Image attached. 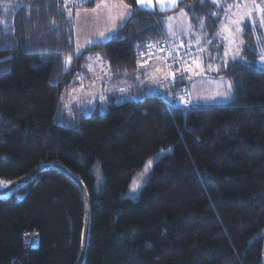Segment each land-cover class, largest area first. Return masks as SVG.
I'll return each instance as SVG.
<instances>
[{
  "label": "trees",
  "instance_id": "trees-1",
  "mask_svg": "<svg viewBox=\"0 0 264 264\" xmlns=\"http://www.w3.org/2000/svg\"><path fill=\"white\" fill-rule=\"evenodd\" d=\"M95 2L0 3V188L49 163L77 177L88 197L81 264H262L264 70L258 47L257 55L244 51L243 59L213 73L233 81L234 98L180 105L176 93L184 80L169 87V100L139 81L145 68L138 51L164 36L163 25L159 31L149 25L179 8L204 19L200 61L215 62L222 57L216 35L224 7L179 0L166 11L137 10L135 0H125L133 14L119 36L78 54L68 9ZM243 32L244 44L255 45L250 24ZM88 53L104 56L108 86L130 84L131 95L119 101L113 91L89 113L76 103L67 113L62 94ZM168 147L138 196L125 197L145 160ZM83 223L78 183L55 166L43 167L0 195V264H76ZM26 229L38 231L37 246L23 249Z\"/></svg>",
  "mask_w": 264,
  "mask_h": 264
},
{
  "label": "rangeland",
  "instance_id": "rangeland-1",
  "mask_svg": "<svg viewBox=\"0 0 264 264\" xmlns=\"http://www.w3.org/2000/svg\"><path fill=\"white\" fill-rule=\"evenodd\" d=\"M223 1L224 0H219V3L221 5H224L222 4ZM95 3L91 7H86V9L89 10L87 13L85 12L86 9L84 8H78L75 10L68 9V13L69 11H71L72 13V16L69 18L73 21L74 24L75 50L78 44L84 45L86 38H89L95 35L97 32L103 31L106 27L111 26L110 23L105 22L103 16H101L98 21L94 19L90 10L91 8L95 7ZM135 3L137 5L136 0ZM152 3L153 5H155L156 0H152ZM253 4L259 5L260 7H264V0H231V4L228 5H239V7L233 8L231 10L224 7L222 13V19L219 24V28L217 32L219 34L216 35L217 38L221 41L223 46L222 57L220 58V60L216 59L215 62H212L211 60L203 62V59L200 62H196L191 68H195L197 72L194 76L191 77L193 80H190L189 83L187 82L189 80L187 78L188 75L187 69L191 63H188V65H186V67L183 69L184 74H180L179 70L170 72L165 64L164 55L161 51H154L152 53H147L145 51L143 52V50L140 49V51H138V53H140L139 64L141 66H144L147 64V62H150L151 59L159 58L164 63L167 73L169 75L171 74L174 79L176 78L177 80L178 78V80H180L179 77L183 76V80H185L183 84V89L181 90V93L177 92L176 94L178 95V98H180L185 96L184 94L187 93L188 94L187 100H190V103L188 104L189 106L195 105V103L208 104V103H222L227 101L228 99L219 96L215 97L214 99H205L204 97H212L216 91H223L224 85L222 84V81L227 82V79L224 76L213 75L215 69L217 68L216 63L218 61H220V63H223L224 61H226L227 63L229 61H232L231 52L227 57L224 56V52L236 48L235 44L230 43L229 33L223 30L224 26H227L232 29V35H234L237 40H242V34L241 32L236 31V28L239 27L243 29L245 23L250 24L249 23L250 21L255 22L257 25L255 28H253L252 25L250 24L251 28L254 30L255 42H257V36H259L262 40H264V28L259 27L258 24L260 17L259 9H253ZM217 8L220 7L215 6V9ZM169 9H172V7H170ZM182 9L183 8H179L178 10H175L172 13L165 15L164 18L170 16L172 17L179 16V13L181 12ZM155 10H160V9L156 8ZM116 11H119V9H117ZM184 12L186 11L184 10ZM248 12H252V15L251 16L246 15ZM77 13H79V16H77ZM189 19H190L189 15L187 13L186 17L180 16L178 19L171 22L174 28L177 30V34L175 36H170L166 32L165 27L163 26L164 28L163 31L167 35H164L162 38L169 40L171 42L172 47L175 50H179V47H177L176 44L181 46L182 45L198 46L196 42L197 37L192 38L194 36L193 34L191 33H188L186 35L180 34V30L185 28ZM234 20H238L239 24H233L232 21ZM191 23L196 29V35L200 34V31H202L203 29L199 27V23L196 22V24H193L192 21ZM188 47L190 46L180 47V48H188ZM84 48H82L81 51ZM259 52H260V47H258V54ZM97 55L99 56L98 60H97ZM89 57H91V59H89ZM258 63L262 66L264 70V63L260 62L259 56H258ZM82 66H83L82 67L83 70H81V73L76 75L72 80L73 85L71 86V89L66 92H63L62 94V98H61L62 108L67 113H69V106L72 103H76L81 109L85 111V113H89V110L96 106L95 103L98 100L102 101L104 96L107 95V93H111L113 91L117 92V94L119 95V98L116 99L119 101L130 96L128 85L126 83L125 85L122 84L123 87L120 86V91H118L119 85L116 83L110 84L108 86L110 74L108 71L106 60L104 59V56L101 53H88L86 55L84 64H82ZM209 66H211V70ZM157 67L155 69H158ZM155 69L154 71H156ZM157 73L154 74L152 73V76L153 75L156 76L155 74ZM155 78H157V76L154 77V79ZM162 81L164 82L165 80ZM121 89H124V91H121ZM154 91H161V93H163L164 98L166 100H169V97L172 93L169 87L163 89H157ZM150 92H152V90ZM170 152H171V148L168 147V148L160 149L158 152L148 157L143 163L142 167L134 173L133 177L131 178L124 192V196L129 198L137 197L142 186L144 185L148 176L152 172L153 161H155L159 157L169 154ZM142 174L145 175L142 176ZM133 189L136 190L133 191ZM262 264H264V254L262 256Z\"/></svg>",
  "mask_w": 264,
  "mask_h": 264
},
{
  "label": "snow or ice",
  "instance_id": "snow-or-ice-1",
  "mask_svg": "<svg viewBox=\"0 0 264 264\" xmlns=\"http://www.w3.org/2000/svg\"><path fill=\"white\" fill-rule=\"evenodd\" d=\"M3 0H0V3H2ZM72 2L75 4L76 7H79L82 4L87 3H93V0H72ZM138 9L137 10H155L156 8H159L162 11L168 10L170 7L175 8L178 7V0H156V4L153 5L152 0H136ZM208 2L212 3L216 7H226L227 9L231 10L233 8H238L239 5H221L219 3V0H208ZM205 4V0H199V7L203 8ZM20 6V5H17ZM187 8L190 10L195 9L196 5H186ZM119 9V11H116ZM253 9H259L260 17H259V27L264 28V7H260L259 5L253 4ZM89 10H85L87 13ZM91 14L93 15L94 19L97 21L100 19L101 16H103L106 23H110V27H106L103 31L97 32L95 35L86 38L84 45H77L76 53L82 54L81 49L85 46H91L94 44L103 43L105 41H108L110 39H115L119 36L120 32L123 31V28L128 24V22L131 20L133 9L131 5L125 2V0H96L95 7H93L90 10ZM234 14V13H233ZM69 17L72 16L71 11L68 13ZM210 16H214L216 18H219L218 12H212L209 13ZM246 15L251 16L252 12H248ZM77 16H79V13H77ZM180 16H187V13L184 12L182 9L179 13V16L177 17H167V18H161L160 20L156 21L154 24L149 25L150 28H154L157 31H159V28L161 25L165 27L166 32L170 36H175L177 34V30L174 28L172 21L178 19ZM227 18V17H226ZM197 20L199 23V27L203 29L206 26V21L204 19H201L200 17H197L193 15L188 23L186 24L185 28L180 30L181 35H186L188 33H191L193 35H196V29L191 23V20ZM55 24V21L52 22ZM135 23H141L140 20L135 21ZM233 24H239L238 20L232 21ZM253 28H255L257 25L255 22L250 21L249 22ZM14 30V29H13ZM224 31H227L229 33L230 37V43L235 44L236 48L233 50L225 51L224 56H229L231 52V59L233 61H237L238 59H243L244 57V51L252 52L253 55H257L256 47H260L259 52V60L261 63H264V40H262L259 36H257V42L255 45H246L242 40H237L234 35H232V29L224 26ZM236 31L241 32V34H244L243 29L237 27ZM219 33H217L218 35ZM202 37L197 36L196 42L199 46L200 41ZM3 43H11L10 41H3ZM209 46H211L212 41H208ZM148 47H155L156 45H147ZM139 47V46H138ZM8 59V58H5ZM91 59V57H89ZM99 59V56L97 55V60ZM71 62V56L66 57L65 64L68 65ZM199 66V65H198ZM220 67H227V62L224 61L221 66L217 67L215 71H219ZM211 70V66H209ZM187 70H191L190 68ZM171 75V74H170ZM180 80H183V76L179 77ZM224 90L223 91H216L212 97H204L205 99H214L215 97L219 96L225 99H232L234 98V90H233V81H227L223 82ZM121 91H124V89H121ZM187 94V93H186ZM180 102L187 106L190 103V100H186L184 97H180ZM147 171V170H146ZM146 174V172H145ZM145 174H142L145 175ZM3 183V182H0ZM10 183V182H8ZM136 189H133L135 191Z\"/></svg>",
  "mask_w": 264,
  "mask_h": 264
},
{
  "label": "built area",
  "instance_id": "built-area-1",
  "mask_svg": "<svg viewBox=\"0 0 264 264\" xmlns=\"http://www.w3.org/2000/svg\"><path fill=\"white\" fill-rule=\"evenodd\" d=\"M72 1V0H65ZM147 45H156L155 47H148ZM143 52L152 53L154 51H161L164 55L165 64L170 72L179 70L180 74H184L183 69L188 63L193 62L201 57V49L197 46H190L188 48H179L175 50L171 42L165 38H161L154 42H146L142 45ZM185 78V77H184ZM185 81V80H184ZM183 96L187 100V94ZM177 104H182L180 99L176 101ZM184 105V104H183ZM22 246L23 249L35 247L39 243V234L35 229H26L22 231Z\"/></svg>",
  "mask_w": 264,
  "mask_h": 264
},
{
  "label": "crops",
  "instance_id": "crops-1",
  "mask_svg": "<svg viewBox=\"0 0 264 264\" xmlns=\"http://www.w3.org/2000/svg\"><path fill=\"white\" fill-rule=\"evenodd\" d=\"M86 9V8H84ZM92 9V8H91ZM164 29V28H163ZM164 35H167L165 34L164 32ZM197 36H200L202 37L201 41H200V44L199 45H203V33L202 31H200V34L198 35H194L192 38H195ZM176 44V43H175ZM177 47H187V46H193V45H177ZM196 46V45H194ZM202 57V56H201ZM201 57L197 60H194L193 62H191V64L189 65L188 69L190 68L191 69V72L190 70H187L188 71V75H187V78H190L189 80H193L191 77L194 76L197 72V70L195 68H191L196 62H200V59ZM203 63V62H201ZM158 66V67H157ZM146 68V69H142L141 73H140V78H139V81L141 82V80H143L144 82L147 83V86H149L152 90H157L159 88H164V87H171L174 85V83L176 81H178V78L176 80V78L174 79L172 75H169L166 71V68L164 66V63L162 62L161 59L159 58H155V59H151L150 62H147L146 65L144 66H141V68ZM158 68V69H155V68ZM154 69L156 71H154ZM159 70V71H158ZM158 72V73H157ZM152 73H157L155 74L157 76V78L154 79V77L156 76H152ZM160 79V80H159ZM165 80L164 82L162 80ZM227 79V78H226ZM156 81V82H155ZM227 81H229L227 79ZM187 83V82H186ZM125 85V83H123ZM128 85V84H127ZM122 86V85H120ZM120 86L118 87L119 91H120ZM123 87V86H122ZM128 89H129V93L131 95V88L130 86L128 85ZM181 89H183V87L179 88V90L177 91L178 93H181ZM180 91V92H179ZM125 95V93H124ZM188 95V94H187ZM130 97V96H129ZM178 97V95H177ZM192 101V100H191ZM197 104V103H195Z\"/></svg>",
  "mask_w": 264,
  "mask_h": 264
},
{
  "label": "water",
  "instance_id": "water-1",
  "mask_svg": "<svg viewBox=\"0 0 264 264\" xmlns=\"http://www.w3.org/2000/svg\"><path fill=\"white\" fill-rule=\"evenodd\" d=\"M188 79H190V78H188ZM189 81L190 80H188L187 82L189 83ZM46 166H55V167L59 168L65 174H67L70 178H72L75 182H77L78 185L80 186L81 190H82L83 200H84V223H83L80 254H79L78 260L76 262V264H81L82 261H83V258H84V254H85L86 239H87V233H88V197H87V192L85 190V187L83 186V184L81 183V181L77 177H75L74 175L69 173L63 166H61L59 164H56V163H49V164H45V165L39 166L33 172H31V173H29V174H27L25 176H22V177L18 178L17 180L11 182L10 184H7L4 187L0 188V195L8 192L15 185L24 182L26 179H28L37 170H39V169H41L43 167H46Z\"/></svg>",
  "mask_w": 264,
  "mask_h": 264
}]
</instances>
